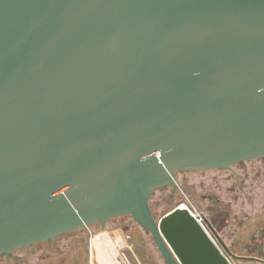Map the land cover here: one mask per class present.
<instances>
[{"label": "water", "instance_id": "water-1", "mask_svg": "<svg viewBox=\"0 0 264 264\" xmlns=\"http://www.w3.org/2000/svg\"><path fill=\"white\" fill-rule=\"evenodd\" d=\"M256 158L264 0H0V255L131 215L167 264H232L150 199Z\"/></svg>", "mask_w": 264, "mask_h": 264}, {"label": "rangeland", "instance_id": "rangeland-1", "mask_svg": "<svg viewBox=\"0 0 264 264\" xmlns=\"http://www.w3.org/2000/svg\"><path fill=\"white\" fill-rule=\"evenodd\" d=\"M230 168L177 171V183L156 190L150 206L159 220L181 204L193 203L232 264H264V158ZM110 240L117 255L109 263L106 258L114 252ZM0 264L167 263L150 231L123 215L16 250L9 257L0 255Z\"/></svg>", "mask_w": 264, "mask_h": 264}, {"label": "built area", "instance_id": "built-area-1", "mask_svg": "<svg viewBox=\"0 0 264 264\" xmlns=\"http://www.w3.org/2000/svg\"><path fill=\"white\" fill-rule=\"evenodd\" d=\"M179 208L188 210L204 227V217L203 215L197 210V208L193 205V203L188 204H181ZM206 228V227H205ZM207 229V228H206Z\"/></svg>", "mask_w": 264, "mask_h": 264}, {"label": "bare ground", "instance_id": "bare-ground-1", "mask_svg": "<svg viewBox=\"0 0 264 264\" xmlns=\"http://www.w3.org/2000/svg\"><path fill=\"white\" fill-rule=\"evenodd\" d=\"M94 241L92 243L93 247L96 246ZM109 244L114 248V252H113V254H111V256H109V259L106 258V261L110 263V262H112L115 259L116 255H117V250H116V245H115V243L112 240H110Z\"/></svg>", "mask_w": 264, "mask_h": 264}]
</instances>
